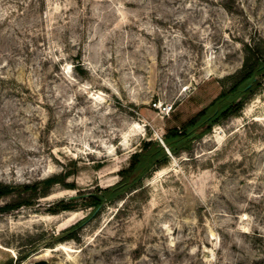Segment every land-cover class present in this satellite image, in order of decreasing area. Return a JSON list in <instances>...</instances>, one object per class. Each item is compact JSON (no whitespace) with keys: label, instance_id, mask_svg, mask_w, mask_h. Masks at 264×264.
Instances as JSON below:
<instances>
[{"label":"rangeland","instance_id":"1","mask_svg":"<svg viewBox=\"0 0 264 264\" xmlns=\"http://www.w3.org/2000/svg\"><path fill=\"white\" fill-rule=\"evenodd\" d=\"M256 50L264 0H0V181L14 185L0 204L58 178L0 211V264H264L262 72L238 112L135 188L94 210L85 194L227 89Z\"/></svg>","mask_w":264,"mask_h":264},{"label":"trees","instance_id":"2","mask_svg":"<svg viewBox=\"0 0 264 264\" xmlns=\"http://www.w3.org/2000/svg\"><path fill=\"white\" fill-rule=\"evenodd\" d=\"M248 49L255 50L252 46H248ZM261 72L264 73V54L256 50L251 56L245 58L238 77L227 89H222L209 103L190 115L181 126L174 125L165 129L162 135L164 144L152 137L143 138L140 147L131 153L128 165L119 170L120 178L117 181L84 192L87 194L88 204L94 210L104 201L122 196L125 191L135 188L151 170L167 164L171 155L179 154L182 149L189 150L193 138L203 134L213 123L219 122L223 117L238 112L245 99L258 85L257 74ZM55 181H58V178L55 175H50L40 180L24 183L22 185L23 193L0 204V211L32 203L33 198L48 194L49 185ZM40 182L44 184L39 186ZM67 186H71V184H67ZM13 188V184L0 181V196L11 192ZM81 194L79 192L68 199L59 198L54 202L53 208H50L51 211L56 212L60 209L76 207L77 203L72 199ZM81 221L78 220L63 228L62 232L68 234L60 236V239L74 236L75 234L70 231Z\"/></svg>","mask_w":264,"mask_h":264},{"label":"water","instance_id":"3","mask_svg":"<svg viewBox=\"0 0 264 264\" xmlns=\"http://www.w3.org/2000/svg\"><path fill=\"white\" fill-rule=\"evenodd\" d=\"M162 143H163V141H162ZM28 264H49V262L47 259L41 258V259L34 260L32 262H29Z\"/></svg>","mask_w":264,"mask_h":264},{"label":"built area","instance_id":"4","mask_svg":"<svg viewBox=\"0 0 264 264\" xmlns=\"http://www.w3.org/2000/svg\"><path fill=\"white\" fill-rule=\"evenodd\" d=\"M159 139L162 141V138L159 136Z\"/></svg>","mask_w":264,"mask_h":264},{"label":"bare ground","instance_id":"5","mask_svg":"<svg viewBox=\"0 0 264 264\" xmlns=\"http://www.w3.org/2000/svg\"><path fill=\"white\" fill-rule=\"evenodd\" d=\"M168 151V150H167ZM169 152V151H168Z\"/></svg>","mask_w":264,"mask_h":264}]
</instances>
